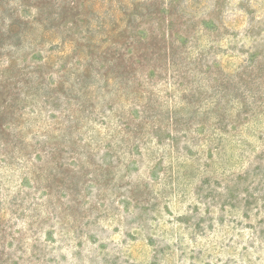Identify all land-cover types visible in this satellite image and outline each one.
I'll use <instances>...</instances> for the list:
<instances>
[{
    "label": "rangeland",
    "instance_id": "374dc122",
    "mask_svg": "<svg viewBox=\"0 0 264 264\" xmlns=\"http://www.w3.org/2000/svg\"><path fill=\"white\" fill-rule=\"evenodd\" d=\"M261 5L0 0V264H258Z\"/></svg>",
    "mask_w": 264,
    "mask_h": 264
},
{
    "label": "clouds",
    "instance_id": "9594fccd",
    "mask_svg": "<svg viewBox=\"0 0 264 264\" xmlns=\"http://www.w3.org/2000/svg\"><path fill=\"white\" fill-rule=\"evenodd\" d=\"M260 7H261V11H260V13H258V15H257V19H260V18L264 17V5H261ZM239 15L243 16V13L240 12ZM260 130L264 131V117H261ZM254 131H255V129H254ZM252 143L255 144L256 141H255L254 139H252ZM239 150H240V149L238 148L237 151H239ZM245 155L248 156V157H249V160H250L251 155H255V153H251V154H249V153L246 152ZM247 166H248V164H247V162H245L244 165H243V167H244V168H247ZM232 170H242V169H229V171H232ZM4 183H5V186H6L7 188H12V189L14 190L15 187L18 186L19 181H18V179H17L15 176H11V177H10L9 174H8V171L5 170ZM190 192H191V189H189V193H190ZM187 204H196V200H195V198L192 197L191 195H189V198H188L186 204H184V205H175V206H173V212H174L175 214H177V215L183 214V209L187 206ZM177 207L180 208V211H179V212L176 211V208H177ZM199 207H200V209H201V213H200V214L203 215V207H204V206L201 204V205H199ZM160 223H161V225H162V229H163L164 227H167L166 225H163V222H162V221H161ZM173 227H175V225H173ZM180 235H183V233H180ZM164 238H165V239H169L167 236H165ZM169 242H170V243L174 242V237H173L172 239H169ZM130 250H131V249H130ZM148 252H150V249H145V250H144V253H145L144 255H140V256H138V257L134 255V262L137 261V260H145V261H146V260L148 259V256H147V253H148ZM249 254L252 256V259H253V260H255V257H256L257 255L260 256L261 259H260V261L258 262V264H264V245H261L260 250L257 251V252H255L254 254L252 253V250L249 249ZM234 258H235V257H234ZM185 264H186V262H185ZM240 264H244V262L241 261Z\"/></svg>",
    "mask_w": 264,
    "mask_h": 264
}]
</instances>
